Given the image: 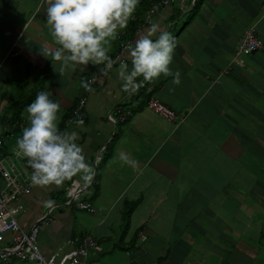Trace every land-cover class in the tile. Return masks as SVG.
Instances as JSON below:
<instances>
[{"label":"crops","instance_id":"crops-1","mask_svg":"<svg viewBox=\"0 0 264 264\" xmlns=\"http://www.w3.org/2000/svg\"><path fill=\"white\" fill-rule=\"evenodd\" d=\"M149 4L140 0L113 44L114 59L149 26ZM46 7V0H0V160L27 126V99L48 91L62 105L59 127L78 132L95 176L87 186L74 177L19 196L22 229L46 216L42 254L67 253L92 237L101 250L89 249V264H264V52L236 54L247 30L264 42V0H174L157 10L151 22L176 38L171 67L182 83L162 76L134 95L102 66L60 76L59 64L39 54L54 46ZM82 78L94 81L93 92ZM151 97L183 120L161 118L147 107ZM77 118L79 128L70 124ZM121 152L136 165L123 164ZM73 182L93 211L69 205ZM48 198L51 211L42 203ZM9 240L0 234V249Z\"/></svg>","mask_w":264,"mask_h":264},{"label":"clouds","instance_id":"clouds-1","mask_svg":"<svg viewBox=\"0 0 264 264\" xmlns=\"http://www.w3.org/2000/svg\"><path fill=\"white\" fill-rule=\"evenodd\" d=\"M139 4L140 0H46V24L54 46L39 48V54L59 64L60 76L83 73L90 65L102 66L104 76L115 70L121 91L128 95L136 94L144 84H155L162 76L171 77V83L179 86L181 72L171 67L177 41L158 22H150L134 43L127 44L126 60L111 55L114 42L135 19ZM93 83L80 80L89 93L94 91ZM61 108L48 91H40L25 109L28 123L16 139L14 151L26 159L34 187H60L74 177L87 186L94 179V167L78 132L59 127ZM83 123L80 118L70 122L76 128ZM119 160L130 166L137 163L124 152L119 153ZM42 203L53 208L56 202L48 198Z\"/></svg>","mask_w":264,"mask_h":264},{"label":"built area","instance_id":"built-area-1","mask_svg":"<svg viewBox=\"0 0 264 264\" xmlns=\"http://www.w3.org/2000/svg\"><path fill=\"white\" fill-rule=\"evenodd\" d=\"M149 2V8L144 16V22L146 24L152 21V15L157 10L172 4L174 0H149ZM128 43H125L120 48L115 57L116 59H122V54L126 50ZM258 51L264 52V42L254 30H247L240 40L236 54L246 56ZM83 105L84 101L80 99V103L77 105L74 113L77 114ZM147 107L169 122L176 120L182 121L184 118L182 114L175 113L153 97L148 100ZM109 119L112 120L111 117ZM2 145L3 142L0 140V147ZM15 157L17 158L18 166L13 162H6L7 156L0 160V234L10 236L8 248L0 249V258L6 260L8 257L14 256L30 264H89V249L95 252L101 250V247L92 237H85V240L80 246L74 247L67 253L61 254L54 252L49 256H45L39 248L37 237L41 230V224L45 222L46 216L40 217L27 230L21 228L16 216L23 210V206L17 202L20 195L29 192L33 187L30 181L32 170L27 166L25 158L18 157L16 154ZM82 190V186L78 185L77 182H73L67 187L65 195L68 201L77 209L93 211L89 203L78 200ZM53 208H50V211ZM141 237L144 238L143 236Z\"/></svg>","mask_w":264,"mask_h":264},{"label":"rangeland","instance_id":"rangeland-1","mask_svg":"<svg viewBox=\"0 0 264 264\" xmlns=\"http://www.w3.org/2000/svg\"><path fill=\"white\" fill-rule=\"evenodd\" d=\"M14 146L15 145H11L8 148H6V151H7L6 155H8L6 158V162H8V163L13 162L14 164H16L18 166V161H17V158L15 157ZM0 264H5V263H2L0 261Z\"/></svg>","mask_w":264,"mask_h":264},{"label":"trees","instance_id":"trees-1","mask_svg":"<svg viewBox=\"0 0 264 264\" xmlns=\"http://www.w3.org/2000/svg\"><path fill=\"white\" fill-rule=\"evenodd\" d=\"M151 1H156V0H151ZM35 97H36V96H34V97L31 98V99L28 98V99H27V104H26V105H28L31 101H33V100L35 99ZM129 214H130V213L128 212V215H129ZM125 219H128L127 216L125 217Z\"/></svg>","mask_w":264,"mask_h":264},{"label":"water","instance_id":"water-1","mask_svg":"<svg viewBox=\"0 0 264 264\" xmlns=\"http://www.w3.org/2000/svg\"><path fill=\"white\" fill-rule=\"evenodd\" d=\"M69 205H72V203H69Z\"/></svg>","mask_w":264,"mask_h":264}]
</instances>
